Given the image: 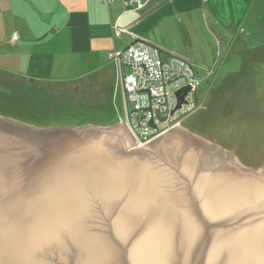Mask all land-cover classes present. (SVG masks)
<instances>
[{"label":"water","instance_id":"1","mask_svg":"<svg viewBox=\"0 0 264 264\" xmlns=\"http://www.w3.org/2000/svg\"><path fill=\"white\" fill-rule=\"evenodd\" d=\"M86 127L0 114V264H264L262 50L140 147Z\"/></svg>","mask_w":264,"mask_h":264},{"label":"crops","instance_id":"2","mask_svg":"<svg viewBox=\"0 0 264 264\" xmlns=\"http://www.w3.org/2000/svg\"><path fill=\"white\" fill-rule=\"evenodd\" d=\"M252 12L261 19L264 0H149L129 10L121 0H0V73L62 82L111 78L119 95L111 50L143 40L164 52L185 53L170 42L171 31L189 34L187 24L193 28L196 17L205 30L215 27L219 37H236L246 32L243 22ZM113 25L127 32L114 38ZM13 33L19 38L12 42ZM232 43L224 38L228 49ZM234 47L240 52L241 41ZM187 52L177 55L193 61Z\"/></svg>","mask_w":264,"mask_h":264},{"label":"rangeland","instance_id":"3","mask_svg":"<svg viewBox=\"0 0 264 264\" xmlns=\"http://www.w3.org/2000/svg\"><path fill=\"white\" fill-rule=\"evenodd\" d=\"M251 16L252 14L249 15V17ZM196 20L197 19L195 17L193 28L190 22L187 24L189 34H187V30L184 29L179 33L171 31L168 36L170 42L176 44L179 48L183 47L185 49V53L177 54L185 56L189 54L187 51L190 52L198 81L196 96L199 99H202V107H205L208 104L209 99L221 87L224 79L227 76L231 75L233 72H243L247 51L262 50L264 52V22L260 20L257 22L256 19L255 23L252 25L251 21L248 19L243 22L244 25H247L246 32L243 34L239 33L236 35V37H233L234 35L219 37L220 33L215 27L205 30L204 26H202L201 23L197 22ZM256 23L258 26H256ZM224 38L227 39L229 44H231V41L233 42L231 48L228 49L227 46L223 44ZM240 41L242 43V50L238 52L236 51V47H234V45ZM20 85H25V83L20 82ZM29 86L43 90L47 96L53 97V101H59L62 103V105L67 108V110H81L82 112L95 115L94 117L100 113V116H104L105 118L108 117L110 112L113 110L114 115L116 114L117 120H115L113 124L107 126L95 125L99 123L100 120L89 118L85 120L79 119L78 121L80 123H83L84 121L91 122H86L87 124L81 126H74L75 122L77 121L75 119H62L60 120L61 125L53 124L38 126L35 124H28L25 123L26 121L24 122V120L30 122V117L28 114L29 108H27V105L22 102L24 100H20L19 103H17L12 99H6V95H0V114L11 117L15 121L21 122L23 124L43 129L57 127L76 128L86 126V129H92L91 126H94L100 128V131L105 129L103 134L108 138L113 136V129L125 130L132 146L140 147L134 145L133 137L126 128L123 109H121V91H119V96L117 94V90H115L113 79L93 77L60 84L46 82L30 83ZM43 102L44 100H42V103ZM43 105H46V101L43 103ZM62 105H60V108L58 107L57 110L61 111L64 109ZM51 107L54 108L53 105ZM51 107L48 108L46 105L44 111L49 110ZM202 109L188 114V116L183 118H187L183 122V119H180L178 125L180 123L183 125L191 121ZM12 115L17 116L12 117ZM16 117H20L21 119ZM178 125H175L171 129L179 127Z\"/></svg>","mask_w":264,"mask_h":264},{"label":"built area","instance_id":"4","mask_svg":"<svg viewBox=\"0 0 264 264\" xmlns=\"http://www.w3.org/2000/svg\"><path fill=\"white\" fill-rule=\"evenodd\" d=\"M148 1L121 0L126 10L140 9ZM112 31L114 38L127 32L116 25ZM18 38V34L13 33L10 41ZM108 59L115 67L125 125L135 146L159 137L178 125L180 119L203 108L202 99L196 96L198 81L191 59L164 52L143 40H134L123 49L111 50ZM185 87L189 90L184 103L172 113L176 106L175 93Z\"/></svg>","mask_w":264,"mask_h":264},{"label":"trees","instance_id":"5","mask_svg":"<svg viewBox=\"0 0 264 264\" xmlns=\"http://www.w3.org/2000/svg\"><path fill=\"white\" fill-rule=\"evenodd\" d=\"M256 16H258V14L252 12V17H250L249 21H251V23H255ZM257 20L264 22V13H262L261 19L259 18ZM74 80H78V79H73L70 81L62 82V81H53V80L25 79L22 77H18V75H12L10 73L9 74L0 73V95H6L7 96L6 99L8 98L12 99L13 101L17 103H19L20 100L21 101L24 100L22 102H24L25 105H27V108H29L28 114L30 117V120H29L30 122H28L27 120H24V122L26 121L25 123H28V124L30 123V124H35L38 126L53 125V124L61 125L60 120L62 119H65V120L75 119L77 121L75 122L74 126H77V125L81 126L87 123H91L90 121L88 122L84 121L83 123H80L78 121L79 119L85 120L87 118L100 120L99 123L95 125L107 126V125L113 124L115 120H117L116 114L114 115L113 110L110 112V114L108 113L109 116L106 118L104 116L101 117L100 113L97 114L96 117H94L95 115L82 112L81 110L80 111L77 109L75 111L74 110L72 111L71 109L67 110V108L64 107L62 103H60L59 101H53L52 100L53 97L47 96L43 90L29 86L30 83L46 82V83H54V84L59 83L60 84V83H65V82H71ZM20 82L25 83V85H20ZM26 82L29 84H27ZM42 100H44L43 103H45L46 101V105L48 106V108L51 107L52 105L54 106V108L51 107L49 110L44 111V108L46 105H43ZM60 105L64 107V109H62L61 111L57 110L58 107L60 108ZM15 116L17 115H12V117H15ZM16 118H20V117H16Z\"/></svg>","mask_w":264,"mask_h":264}]
</instances>
